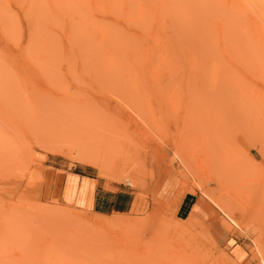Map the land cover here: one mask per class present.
I'll list each match as a JSON object with an SVG mask.
<instances>
[{"label":"rangeland","instance_id":"1","mask_svg":"<svg viewBox=\"0 0 264 264\" xmlns=\"http://www.w3.org/2000/svg\"><path fill=\"white\" fill-rule=\"evenodd\" d=\"M96 124L117 174L54 142ZM71 170L141 203L66 202ZM0 264H264V0H0Z\"/></svg>","mask_w":264,"mask_h":264},{"label":"crops","instance_id":"2","mask_svg":"<svg viewBox=\"0 0 264 264\" xmlns=\"http://www.w3.org/2000/svg\"><path fill=\"white\" fill-rule=\"evenodd\" d=\"M58 180V196L61 197V199L76 204L81 208L88 209L95 214L107 215L116 212H135L133 208L135 204L138 203L137 200L139 202L141 201L128 190L122 189L116 184L106 186L101 178L84 173L81 170L65 171V173L58 175ZM68 190L70 199L65 198V194ZM188 197L189 198L180 201L176 210L181 220L186 219L195 206L198 210L197 215H195L196 217L204 213L198 201H194L191 196ZM140 203L138 210L140 208Z\"/></svg>","mask_w":264,"mask_h":264},{"label":"bare ground","instance_id":"3","mask_svg":"<svg viewBox=\"0 0 264 264\" xmlns=\"http://www.w3.org/2000/svg\"><path fill=\"white\" fill-rule=\"evenodd\" d=\"M259 2H260V0H259ZM112 125L110 127L108 126L109 128H106V126L96 124V126H92L93 128L91 127L89 130L85 131V134H84V132L81 135L73 134V136H71L70 138H67V137L65 138L64 137L65 135L62 137V135L60 136V134L57 133L58 138H56V137L55 138L58 140L54 139V140H56L54 142L56 143L57 146L70 145V148H73L74 150H76L77 158L79 160H81L83 163L85 162L87 164L96 166L98 171H99V174H101V176L106 177V175L109 171H113L117 174V173H119V171L123 170V168H122L123 166L119 165V160L122 157V155H124L123 154L124 151H121V149H123V148H121L120 146H123V145H120L121 144L120 140H119L120 143L117 142L119 144V145L117 144V146H119V147L115 148V145H114L115 141L114 140H115V137L117 135H115V133H114L115 129H113L114 125L113 126ZM120 137L121 136H119V138ZM45 138L47 139L48 137H45ZM47 141H49V140H47ZM52 142H53V140H52ZM52 142H50V145L52 144ZM54 146H53V148H54ZM119 148H121V149H119ZM55 149H57V147ZM114 177L115 176H113V178ZM115 179H116V177H115ZM55 214L59 215V213H55Z\"/></svg>","mask_w":264,"mask_h":264}]
</instances>
